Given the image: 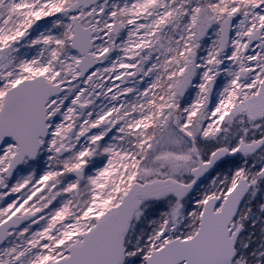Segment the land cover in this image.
Wrapping results in <instances>:
<instances>
[{"label": "snow or ice", "instance_id": "snow-or-ice-1", "mask_svg": "<svg viewBox=\"0 0 264 264\" xmlns=\"http://www.w3.org/2000/svg\"><path fill=\"white\" fill-rule=\"evenodd\" d=\"M0 264H264V0H0Z\"/></svg>", "mask_w": 264, "mask_h": 264}, {"label": "rangeland", "instance_id": "rangeland-1", "mask_svg": "<svg viewBox=\"0 0 264 264\" xmlns=\"http://www.w3.org/2000/svg\"><path fill=\"white\" fill-rule=\"evenodd\" d=\"M195 96V93H193V98ZM46 165H47V157H43L39 160L38 164L34 165L39 171L46 170ZM231 165H228L227 168H230ZM196 195H199V193H196ZM194 206V204H193Z\"/></svg>", "mask_w": 264, "mask_h": 264}]
</instances>
